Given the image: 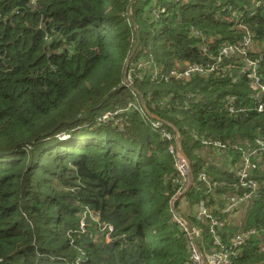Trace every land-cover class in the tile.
Segmentation results:
<instances>
[{"label": "trees", "instance_id": "obj_1", "mask_svg": "<svg viewBox=\"0 0 264 264\" xmlns=\"http://www.w3.org/2000/svg\"><path fill=\"white\" fill-rule=\"evenodd\" d=\"M131 2L0 0V264H188L187 238L173 220L170 142L150 125L151 116L178 133L184 155L196 163L185 194L193 208L202 201L213 210L212 195L224 194L216 187L223 174L214 167L206 166L214 190L196 180L203 168L192 150L202 140L238 155L264 143V105L258 113L238 58L189 80L151 75L213 64L222 48L248 33L264 41V0H136L129 9ZM135 26L140 40L129 59ZM141 59H150L145 71L138 70ZM129 72L132 89L122 86ZM133 91L150 115L129 111L95 122L100 110L126 108ZM232 97L235 114L227 106ZM89 115L95 120L84 122ZM258 153V196L242 225L256 234L234 264H264V149ZM51 167L61 170L55 187L41 183ZM86 208L112 225L107 243L80 229ZM188 221L203 231L204 249L214 250L207 224Z\"/></svg>", "mask_w": 264, "mask_h": 264}, {"label": "built area", "instance_id": "obj_2", "mask_svg": "<svg viewBox=\"0 0 264 264\" xmlns=\"http://www.w3.org/2000/svg\"><path fill=\"white\" fill-rule=\"evenodd\" d=\"M252 37L250 33L243 38V40L248 41V39ZM227 57H236L240 61V71L238 74L243 75L246 73L247 78L250 80L251 88L256 91V99L259 101L257 105L256 111L258 113L263 110V103L261 100L264 99V81L260 75V60H253L246 56L243 52L239 51L236 46H226L220 50L219 55L212 59L213 64H197L190 63L183 68V70H172L168 74L159 75L157 71L152 72V80L163 81L168 78H175L178 80H189L193 76H205L212 73L216 68L217 64L222 63V60ZM243 58V59H241ZM233 65H229L226 71H229ZM139 70V65H138ZM126 85L132 89L133 80L132 74L129 72L125 75ZM128 80V81H127ZM125 84V81L123 82ZM133 98L136 100L137 95L132 92ZM235 98L228 104V109L231 114H235L236 106L234 102ZM135 111L138 112V107L136 104L130 103L125 109H116L114 111H107L97 117L95 122L101 123L102 125L110 122L111 117H116L124 112ZM140 112V111H139ZM154 129H157L161 136L167 141L170 142L168 147L170 154L177 158V162L175 161L177 175L173 178V183L178 187L177 194L179 195V190L184 188L189 180L190 175V166L184 161L181 155L178 153V147L174 146L172 143L175 142L178 138V134H172V136L165 131V127L163 125V121L153 120L151 123ZM177 144V143H176ZM202 144L205 146H211L217 150H226L225 145H221L218 142L202 140ZM256 144L258 146V150L247 149L241 150L240 156V165L237 170L238 183L237 186L241 190V197L238 198L237 201L230 203L224 210L226 215L231 214L234 209L237 207L239 203H250L251 200H255L258 196L259 184L253 179V172L257 169V164L253 162V157H259L261 154L258 151L264 149V143L261 140H257ZM178 145V144H177ZM179 146V145H178ZM175 160V159H174ZM200 179L206 181L204 176H201ZM175 214L173 220L179 226L180 230L187 235V244L189 250V263L190 264H233V258H236L241 253V247L247 240L249 234H253L256 232L253 230L251 232H245L242 230L241 232L235 234L233 238L230 240L228 245H224L223 241L220 239L221 236L219 234L218 229H221L223 223L218 222L216 220H210L209 223V232L213 238L214 246L217 247V250L212 253H205L200 250L199 240L200 235L195 230L188 226L187 222L180 215ZM200 216L209 219L210 216L207 212L202 209L200 212ZM80 229L84 231V225L80 222ZM111 232V231H110Z\"/></svg>", "mask_w": 264, "mask_h": 264}, {"label": "crops", "instance_id": "obj_3", "mask_svg": "<svg viewBox=\"0 0 264 264\" xmlns=\"http://www.w3.org/2000/svg\"><path fill=\"white\" fill-rule=\"evenodd\" d=\"M261 47L263 48L264 44H262ZM123 79L125 80V76ZM248 87L251 88L249 86V84H248ZM133 92L137 95V99L135 100L133 98V94H132V100L129 101L128 104L134 102L136 104V106L138 107V110L140 111V112L138 111V113L141 116L144 117L145 115H150L146 105L144 104L142 97L139 96L138 93H136L135 91H133ZM254 97H256V96L254 95ZM232 98H234V97H232ZM128 104H127V106H128ZM228 104H229V102H228ZM105 112H107V111H105ZM152 119L156 120L153 117H152ZM163 122H165V121H163ZM151 123L152 122H150V125H151ZM173 133L176 134L177 132L175 130H173ZM179 140H180V138L178 135L177 140L175 142H173L172 144L174 146L181 148ZM167 150H168V147H167ZM192 155H194L197 159L201 160L202 168H203L202 171L197 173L196 180L198 182H205L204 184H205V187L207 189L214 190L212 188V186H215V183H212V180L209 178V175L206 172V166H212L216 170H218L221 174H223V176L218 180V182H216V183H218L216 185V187L224 190V194L221 195L220 198L217 197V195H216L217 192L215 195H212V199L214 198V202L212 203L213 210L210 209L211 212L215 211V213H217V215H219V216H213L212 215L213 212L211 213L207 209L208 207L206 208V205L202 201H200L196 205V207H194V208L191 206V203L189 201H187L185 194H186L187 190H189L190 187L193 185V176L192 175H193V172H195V170H196V169H193V168H195L196 163L194 161H190L187 156H186V161H188L190 163L189 180L187 181L186 186L179 190V192H180L179 195L177 194V192L175 194L176 198H177V200L175 202H177L179 204V207L181 208V209L179 208V210H177L178 209V205H177V209L175 211L178 212V214L182 218H184V220L187 222V224H188V226H190V228L195 229L199 233V235H200V240H199L200 250L205 252V253H212V252H215L217 250V247H215V249L212 251H208V250L204 249L203 239L201 237V236H203V231L200 228L191 225V223L188 221V217L194 216L197 220L200 219L204 223H206L208 226V233L209 234H210V232H209L210 220H216L218 222H221V223H223V226L225 225V221H226L227 222L226 225L224 227L222 226L221 231H220L221 232V239L223 237L222 241L225 242L224 244H226V245L229 244L230 240L233 238V236L235 234L244 230V228H242V225L244 223V218H245L247 209L249 208L248 206H246L245 203H239L237 205V207L234 209V211L229 215H226L224 213L225 208L230 203L237 201L238 197L241 194V190L237 186V183H238L237 170H238L239 165H240V156L238 154H236V152H232L229 150H217L215 148H212L211 146H205L202 144V142H201L200 148H198V149L195 148L192 150ZM257 159H258V162H261L263 160V157L261 158L259 156V157H257ZM191 163H193V165H191ZM260 168H262V166ZM228 175H232L234 177V180H236V184L235 183L233 184L232 182L229 183V179L227 178ZM201 176H204L206 181H204V180L202 181L200 179ZM253 178H254V175H253ZM177 189H178V187H177ZM171 204H173V200H171ZM172 209L174 210V207ZM202 209H204L207 212V214L210 216L209 219L200 216V212ZM236 227H238V228H236ZM240 227H241V229H239ZM212 243H213V240H212ZM188 253H189V250H188ZM188 260H189V258H188ZM234 260L235 259L233 258V260H232L233 264H234Z\"/></svg>", "mask_w": 264, "mask_h": 264}, {"label": "rangeland", "instance_id": "obj_4", "mask_svg": "<svg viewBox=\"0 0 264 264\" xmlns=\"http://www.w3.org/2000/svg\"><path fill=\"white\" fill-rule=\"evenodd\" d=\"M262 44H264V41H255L252 37H250L247 42H246V40H242L241 43L238 44L236 47H237V49L239 51L243 52L249 58H251L253 60H260L261 61L262 60V53L264 52V47L263 48L261 47ZM241 59H243V58H241ZM140 61H141V63L139 64V71H145V69H148V66L151 64L150 63V59H144V60L141 59ZM126 65L127 66L129 65V61L128 60L126 62ZM186 65H188V64L186 63L185 65H183V67H186ZM263 81H264V79H263ZM124 85H126V78H125V84H122V86L124 87ZM124 88L131 89L130 87H127V86H125ZM103 111L104 110L98 111L96 113V116L103 114L104 113ZM92 117L93 116L89 115L87 117H83L82 119H84L83 120L84 122H91V121H93V119L95 120V118H92ZM116 122H118V121H116ZM78 123H79V121H78ZM168 133L172 136V133H170V132H168ZM61 136L62 137H59V138L63 139V140L70 138L69 136H66V134H62ZM177 150H178V153L181 156L184 155V153L182 151V148L178 147ZM167 153H170L169 149L167 150ZM171 156H172V159H173V166L176 168L175 161L177 162V158H175L173 155H171ZM182 159L184 161H186V156L182 157ZM186 162L190 166V163L188 161H186ZM191 165H193V163H191ZM55 174L59 175V177H60L61 170L58 167L49 168V174H45L44 176L41 177L42 185H47L49 187H55V184H57L59 182V180L57 178H55ZM241 195L242 194H240V196L238 198H240ZM172 200H173V203L177 200L176 195L172 198ZM245 204H246V206L250 207L251 205L254 204V200H251L250 203H245ZM179 208L180 207H179V204H178V209L177 210H179ZM176 213H178V212H175L174 216H175ZM177 215H179V214H177ZM79 217L81 218L80 222L84 225V228L87 227L88 230L92 229V232L94 233L93 239H97L99 237H104V239L106 241L105 243H107L109 241L110 233L113 232L112 225L101 223L100 219H99V216L95 212H93L92 210L87 209V208L81 213V215H79ZM91 223L92 224L94 223V224L91 225ZM196 226H198V225H196ZM218 231L220 232L221 229H218ZM102 233H103V235H102ZM185 236L187 238L186 234H185ZM201 237H202V239H204L203 236H201ZM186 246H187V249H188L187 242H186Z\"/></svg>", "mask_w": 264, "mask_h": 264}, {"label": "water", "instance_id": "obj_5", "mask_svg": "<svg viewBox=\"0 0 264 264\" xmlns=\"http://www.w3.org/2000/svg\"><path fill=\"white\" fill-rule=\"evenodd\" d=\"M136 0H132L130 6H129V9H131V6L134 4ZM129 15H130V12H129ZM130 21L134 24V20L133 18L131 17L130 15ZM139 40H140V32H139V28L137 26H135V43H134V46L130 52V56H129V59L132 58V56L135 54L136 52V49L138 48V45H139ZM125 81V80H124ZM153 118L157 119V117L155 116H152ZM182 157H185L184 155ZM195 169V168H193ZM121 242H123L124 240L123 239H120Z\"/></svg>", "mask_w": 264, "mask_h": 264}, {"label": "clouds", "instance_id": "obj_6", "mask_svg": "<svg viewBox=\"0 0 264 264\" xmlns=\"http://www.w3.org/2000/svg\"><path fill=\"white\" fill-rule=\"evenodd\" d=\"M123 82H124V80H123ZM125 87V86H124Z\"/></svg>", "mask_w": 264, "mask_h": 264}]
</instances>
